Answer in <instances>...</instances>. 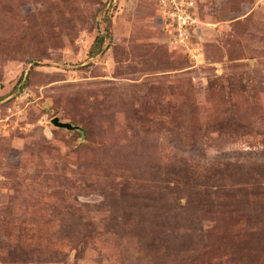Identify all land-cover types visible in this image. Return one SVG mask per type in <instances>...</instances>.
Wrapping results in <instances>:
<instances>
[{"label": "rangeland", "instance_id": "rangeland-1", "mask_svg": "<svg viewBox=\"0 0 264 264\" xmlns=\"http://www.w3.org/2000/svg\"><path fill=\"white\" fill-rule=\"evenodd\" d=\"M157 4L0 0V264H264V0Z\"/></svg>", "mask_w": 264, "mask_h": 264}, {"label": "built area", "instance_id": "built-area-1", "mask_svg": "<svg viewBox=\"0 0 264 264\" xmlns=\"http://www.w3.org/2000/svg\"><path fill=\"white\" fill-rule=\"evenodd\" d=\"M107 2V5H113L115 0H104ZM157 6L160 11L162 24L164 28L168 31L171 42L176 40V35L179 34L182 36L181 42L182 46L186 49L191 48V45H188L187 39H190V34L192 30L197 27V20L194 17L193 5L196 0H156ZM188 54V53H186ZM188 56H190L188 54Z\"/></svg>", "mask_w": 264, "mask_h": 264}, {"label": "water", "instance_id": "water-1", "mask_svg": "<svg viewBox=\"0 0 264 264\" xmlns=\"http://www.w3.org/2000/svg\"><path fill=\"white\" fill-rule=\"evenodd\" d=\"M50 124L55 128H61V129H65V130H78L79 129L78 126L71 125L68 122H63L58 117L51 118Z\"/></svg>", "mask_w": 264, "mask_h": 264}, {"label": "trees", "instance_id": "trees-1", "mask_svg": "<svg viewBox=\"0 0 264 264\" xmlns=\"http://www.w3.org/2000/svg\"><path fill=\"white\" fill-rule=\"evenodd\" d=\"M104 6V5H103ZM101 40H102V38L101 37H99L98 38V41H100L101 42ZM100 52V47L98 48V49H96L95 51H93V52H91V55H94V54H98ZM20 80V79H19ZM80 138L82 139V137L80 136Z\"/></svg>", "mask_w": 264, "mask_h": 264}]
</instances>
